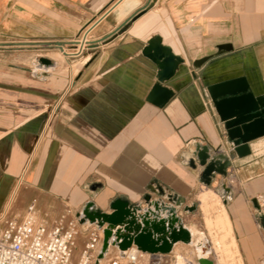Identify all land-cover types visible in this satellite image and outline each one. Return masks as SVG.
Returning <instances> with one entry per match:
<instances>
[{
  "label": "crops",
  "instance_id": "0c3cea01",
  "mask_svg": "<svg viewBox=\"0 0 264 264\" xmlns=\"http://www.w3.org/2000/svg\"><path fill=\"white\" fill-rule=\"evenodd\" d=\"M93 22L81 56H52ZM152 36L182 58L163 106L147 100L156 66L142 50ZM35 56L57 62L48 76L30 73ZM241 76L264 94V0H0V214L32 199L37 213L77 212L89 199L109 212L118 196L161 191L187 203L206 187L182 157L188 148L228 149L207 87ZM249 147L211 187L264 175V135Z\"/></svg>",
  "mask_w": 264,
  "mask_h": 264
},
{
  "label": "water",
  "instance_id": "95a60500",
  "mask_svg": "<svg viewBox=\"0 0 264 264\" xmlns=\"http://www.w3.org/2000/svg\"><path fill=\"white\" fill-rule=\"evenodd\" d=\"M141 11L130 18L135 19ZM125 24L126 22L122 26ZM56 46L63 50L59 43ZM228 48L227 44L217 46L219 52ZM142 53L156 66V80L147 100L163 106L173 95L171 89L163 83L174 75L182 58L163 45L159 36H152ZM208 58L209 56L197 59L194 64L200 65ZM56 65L57 62L47 56H35L29 71L32 75L44 78ZM207 91L223 127L228 149L220 151V146L212 147L205 142L194 141L193 148H188V154L182 157L193 168L199 166L200 181L209 186L217 173L226 175V169L233 159L250 153V141L264 135V94L254 95L242 76L209 85ZM96 186L99 183L91 187L94 189ZM220 186L221 189L216 191L225 203L231 197V188L225 183ZM160 193L158 198H152L146 193L143 195V202H130L126 197L118 196L109 203V212L97 207L91 199L85 201L76 212V217L81 224H93L101 229L103 239L98 259L103 258L111 246L123 256L131 247L150 254H167L173 251L177 243H192L191 232L178 209L191 213L197 208V203L188 204L186 198L178 194ZM252 202L257 207L256 200L252 199ZM261 224L264 226L262 222ZM197 260L199 264H213L208 258L197 257Z\"/></svg>",
  "mask_w": 264,
  "mask_h": 264
},
{
  "label": "built area",
  "instance_id": "2783aa9c",
  "mask_svg": "<svg viewBox=\"0 0 264 264\" xmlns=\"http://www.w3.org/2000/svg\"><path fill=\"white\" fill-rule=\"evenodd\" d=\"M95 22L82 28L69 43L65 54L67 57H79L88 48L90 31ZM64 51V49L62 50ZM255 218L260 224L264 242V195L255 197ZM83 233V242L79 257L73 260L77 236ZM103 234L95 225L79 223L76 212L65 209L53 221L47 222L39 218L35 200L32 199L22 217L8 216L2 221L0 228V264H199L197 257L178 261L169 259L171 253L162 254L141 252L127 249L123 256L115 247H110L101 259L98 252L102 244ZM145 257L144 263L141 261ZM264 264V255L262 257ZM214 264V262H213Z\"/></svg>",
  "mask_w": 264,
  "mask_h": 264
},
{
  "label": "rangeland",
  "instance_id": "374dc122",
  "mask_svg": "<svg viewBox=\"0 0 264 264\" xmlns=\"http://www.w3.org/2000/svg\"><path fill=\"white\" fill-rule=\"evenodd\" d=\"M66 51H61V52H54L52 53V56L56 59H62L63 55ZM15 71H13V74ZM227 186H229L232 189H235L236 192H241L243 191H249L250 188L254 185L258 186L261 188L260 191H255L254 193H249L246 194L243 199L241 200L240 198H233V195L231 194V197L227 199V201L224 203L223 202V197L217 193L221 189L220 184H216L215 187L206 186L208 188H211L212 191L218 195V200L219 201H211L210 200V206L207 209V215L210 217H214L215 213H217V209H219V205L221 206L224 205L229 217L232 221V226H233V235L235 237L237 246H238V253L237 252H231V255L226 257L223 261H219L217 258V254L214 253V251L210 250L208 253V258L211 259L215 264H240V260L242 261L243 264H262V257L264 255V242H263V235H262V230L260 227V224L257 222L255 218V205L252 202V199H255V197L258 194L263 193L264 195V175H260L256 180L251 179L248 181H243V179L239 180L238 178L234 177H228L227 179ZM205 188V187H204ZM202 188V190L204 189ZM217 190V191H216ZM198 194V193H197ZM197 194L192 195L191 199L187 202L190 204V201L196 202L197 203V208L191 212H185L184 213V221L186 225H191L197 230H200L203 232L204 237L207 240V243L210 245V236H208V231L206 229V225L204 222V215H203V210H201V206L199 205V201L197 200ZM28 195V192L24 190V200H26ZM215 203V204H214ZM217 203V206H216ZM27 205V202L24 204L23 208H19L16 206H13L9 208V210L5 213L0 214V228L2 226V221L5 217L10 216V214L13 216H16L15 214H18L19 217H22L25 215L26 211L23 212L25 206ZM217 207V209L215 208ZM200 207V208H199ZM214 208V209H213ZM67 207L64 205L61 206L59 211H56V213H48L46 211H41L38 214L39 218L43 217H50L51 220L50 222L53 221L56 217H58L59 214L65 211ZM73 210V209H72ZM212 211V212H211ZM214 212V213H213ZM23 213V214H22ZM46 215V216H45ZM212 215V216H211ZM203 217V218H202ZM213 234L220 236L222 232L217 231L216 229H213ZM217 233V234H216ZM83 233H80L77 236V242H76V247L74 249L73 253V260L76 261L79 257V252L80 248L82 246L83 242ZM225 242H229V238H226ZM179 245H176L175 250L171 256H169V259H176L178 261L181 260H190V258H196V254L194 252V246L190 244H184V243H178ZM184 246H182V245ZM180 246V247H179ZM188 246V247H187ZM185 247V248H183ZM192 247V248H191ZM183 250H182V249ZM185 250V251H184ZM192 250V251H191ZM233 253V254H232ZM236 253V255H235ZM193 254V255H191ZM191 255V256H190ZM240 255V256H239ZM239 258V259H238ZM144 263L145 257L141 259Z\"/></svg>",
  "mask_w": 264,
  "mask_h": 264
},
{
  "label": "bare ground",
  "instance_id": "6f19581e",
  "mask_svg": "<svg viewBox=\"0 0 264 264\" xmlns=\"http://www.w3.org/2000/svg\"><path fill=\"white\" fill-rule=\"evenodd\" d=\"M218 198L219 197H218L217 193L215 194L212 191V189L208 188V187H205L203 190H201L197 194V200L199 201V205L202 208L201 210H203L204 222L206 225V229L208 231L207 234H208V236H210V245L207 243V240L204 237L202 231L197 230V228H195L191 225H187V227L189 228L191 235H192V241H191L192 243L190 245L194 246V252L196 254V257L208 258V253L210 252V250H212V251H214V253L217 254V256H218L217 258L219 259V261H223L224 259H226V257H229L231 255L232 251L238 253V246H237L235 237L233 235V226H232L233 224H232V221L229 217V214H228L225 206L221 204V206L219 205L220 208L217 209V207H216L217 203H216L215 208L218 211H217V213L214 214L215 215L214 217H210L206 213L207 209H210V208H208L210 206V200L211 201H213V200L219 201ZM213 229H216L217 231L222 232V234L220 236L213 234L212 233ZM226 238H229V242H225ZM177 245H179V244H177ZM182 246H184V245H182ZM183 248H185V247H183ZM131 249H134V247H132ZM174 250H175V248H174ZM191 255H193V254H191ZM235 255H236V253H235ZM231 256H233V255H231ZM229 258H232V257H229ZM241 260L239 263L243 264ZM214 264H215V262H214Z\"/></svg>",
  "mask_w": 264,
  "mask_h": 264
}]
</instances>
